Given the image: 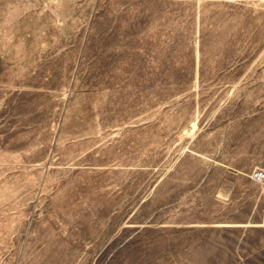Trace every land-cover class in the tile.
Wrapping results in <instances>:
<instances>
[{"label": "rangeland", "instance_id": "374dc122", "mask_svg": "<svg viewBox=\"0 0 264 264\" xmlns=\"http://www.w3.org/2000/svg\"><path fill=\"white\" fill-rule=\"evenodd\" d=\"M0 264H264V0H0Z\"/></svg>", "mask_w": 264, "mask_h": 264}, {"label": "bare ground", "instance_id": "6f19581e", "mask_svg": "<svg viewBox=\"0 0 264 264\" xmlns=\"http://www.w3.org/2000/svg\"><path fill=\"white\" fill-rule=\"evenodd\" d=\"M33 248V247H32ZM34 250H36L37 249V245L33 248Z\"/></svg>", "mask_w": 264, "mask_h": 264}]
</instances>
